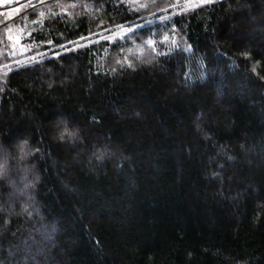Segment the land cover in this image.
I'll return each instance as SVG.
<instances>
[{
    "label": "trees",
    "instance_id": "obj_1",
    "mask_svg": "<svg viewBox=\"0 0 264 264\" xmlns=\"http://www.w3.org/2000/svg\"><path fill=\"white\" fill-rule=\"evenodd\" d=\"M173 2L13 21L40 58L0 64V264H264V0Z\"/></svg>",
    "mask_w": 264,
    "mask_h": 264
},
{
    "label": "rangeland",
    "instance_id": "obj_2",
    "mask_svg": "<svg viewBox=\"0 0 264 264\" xmlns=\"http://www.w3.org/2000/svg\"><path fill=\"white\" fill-rule=\"evenodd\" d=\"M35 1L38 0H15L8 3L0 4V32L4 33V36L8 40V53L6 48L5 55H0V64L3 67H7L11 64H20L23 62L36 61L40 56H36L30 53V48L27 47L22 41L21 30L18 27L13 26V21L22 16L21 14L27 9L38 5L37 2L34 6ZM40 1V0H39ZM173 11H178L181 9L190 8L209 0H173ZM171 3V1H170ZM169 7V6H168ZM177 8V9H175ZM175 9V10H174ZM168 14H161L147 18L145 20H140L133 22L128 25H118L113 29L107 30L101 33L100 37H105L109 41H115L123 39L127 34L131 33L134 29L141 27L145 24H152L156 20L164 19ZM3 53V52H2ZM1 53V54H2ZM50 55L47 53L45 56ZM35 58V59H33Z\"/></svg>",
    "mask_w": 264,
    "mask_h": 264
},
{
    "label": "clouds",
    "instance_id": "obj_3",
    "mask_svg": "<svg viewBox=\"0 0 264 264\" xmlns=\"http://www.w3.org/2000/svg\"><path fill=\"white\" fill-rule=\"evenodd\" d=\"M57 135H58L59 139L68 138V137H75L77 135V130L70 128L68 126L67 120L64 119L62 126H61L59 132L57 133ZM27 144H28L27 140L21 141L19 144V150L21 152H23V150L27 146ZM4 174H5L4 171L2 173H0V179L4 178Z\"/></svg>",
    "mask_w": 264,
    "mask_h": 264
},
{
    "label": "snow or ice",
    "instance_id": "obj_4",
    "mask_svg": "<svg viewBox=\"0 0 264 264\" xmlns=\"http://www.w3.org/2000/svg\"><path fill=\"white\" fill-rule=\"evenodd\" d=\"M41 15H43V14L41 13ZM168 39L169 38L167 36H165L164 40L161 41V43L168 41ZM145 43L148 44L149 46H153L155 42L154 41H147ZM173 43H175V42L173 41ZM33 59H35V58H33ZM128 66L131 67V64H129ZM75 138H76V136L75 137H68L67 140L73 141ZM65 139L66 138H61L60 140L64 141ZM3 171H4V164H3V162H0V173H2Z\"/></svg>",
    "mask_w": 264,
    "mask_h": 264
},
{
    "label": "water",
    "instance_id": "obj_5",
    "mask_svg": "<svg viewBox=\"0 0 264 264\" xmlns=\"http://www.w3.org/2000/svg\"><path fill=\"white\" fill-rule=\"evenodd\" d=\"M11 1H14V0H0V4L6 3V2H11Z\"/></svg>",
    "mask_w": 264,
    "mask_h": 264
}]
</instances>
